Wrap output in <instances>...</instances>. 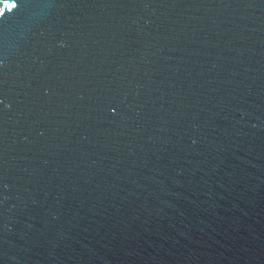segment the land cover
<instances>
[{
    "label": "water",
    "instance_id": "1",
    "mask_svg": "<svg viewBox=\"0 0 264 264\" xmlns=\"http://www.w3.org/2000/svg\"><path fill=\"white\" fill-rule=\"evenodd\" d=\"M7 3L0 264H264V0Z\"/></svg>",
    "mask_w": 264,
    "mask_h": 264
},
{
    "label": "snow or ice",
    "instance_id": "2",
    "mask_svg": "<svg viewBox=\"0 0 264 264\" xmlns=\"http://www.w3.org/2000/svg\"><path fill=\"white\" fill-rule=\"evenodd\" d=\"M0 3H7V0H0ZM16 7L15 0L12 3H7V9H13ZM5 11L4 7H0V13H3Z\"/></svg>",
    "mask_w": 264,
    "mask_h": 264
}]
</instances>
